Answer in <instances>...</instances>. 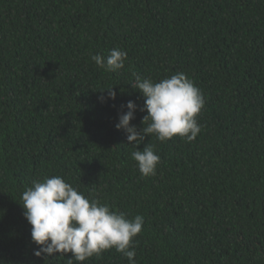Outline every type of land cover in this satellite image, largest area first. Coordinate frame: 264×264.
I'll use <instances>...</instances> for the list:
<instances>
[{
    "label": "trees",
    "instance_id": "16d2710c",
    "mask_svg": "<svg viewBox=\"0 0 264 264\" xmlns=\"http://www.w3.org/2000/svg\"><path fill=\"white\" fill-rule=\"evenodd\" d=\"M124 68H99L113 48ZM184 73L204 96L192 141L145 136L143 177L117 130L131 85ZM114 87L115 100L100 90ZM60 175L129 219L137 264H264V0H0V264H68L33 253L21 194ZM83 264H129L116 250Z\"/></svg>",
    "mask_w": 264,
    "mask_h": 264
},
{
    "label": "clouds",
    "instance_id": "9594fccd",
    "mask_svg": "<svg viewBox=\"0 0 264 264\" xmlns=\"http://www.w3.org/2000/svg\"><path fill=\"white\" fill-rule=\"evenodd\" d=\"M127 58V52L119 47L111 49L106 58L100 54L91 56L99 68L109 72L123 69ZM131 85L145 98L144 106L139 108L147 113L142 119L143 127L137 130L130 124L138 109L134 101L123 106L127 111L119 115L115 127L125 131L128 143L135 146L131 158L141 175L154 176L161 157L152 144L142 150L138 146L145 136L153 135L160 142L177 135L189 142L194 140L201 131L196 117L205 105L204 96L182 72L158 82L137 76ZM100 91L107 93L99 97L101 102L115 100L114 87ZM21 200L23 215L31 226V240L38 246L33 253L36 257L46 260L71 253L68 264H83L114 248L129 264H137L134 238L143 229L142 215L129 219L99 198L85 196L60 175L33 180Z\"/></svg>",
    "mask_w": 264,
    "mask_h": 264
}]
</instances>
